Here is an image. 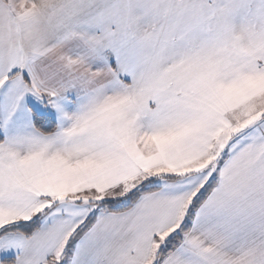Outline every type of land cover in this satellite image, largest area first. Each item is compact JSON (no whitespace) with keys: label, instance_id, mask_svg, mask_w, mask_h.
<instances>
[{"label":"snow or ice","instance_id":"6c2138e0","mask_svg":"<svg viewBox=\"0 0 264 264\" xmlns=\"http://www.w3.org/2000/svg\"><path fill=\"white\" fill-rule=\"evenodd\" d=\"M0 264H264V0H0Z\"/></svg>","mask_w":264,"mask_h":264}]
</instances>
